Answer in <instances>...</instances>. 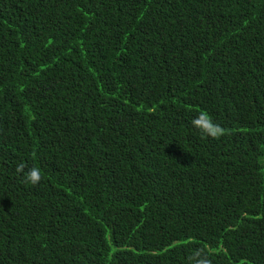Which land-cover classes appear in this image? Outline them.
<instances>
[{"label":"trees","instance_id":"obj_1","mask_svg":"<svg viewBox=\"0 0 264 264\" xmlns=\"http://www.w3.org/2000/svg\"><path fill=\"white\" fill-rule=\"evenodd\" d=\"M202 260L264 264V0H0V264Z\"/></svg>","mask_w":264,"mask_h":264},{"label":"clouds","instance_id":"obj_2","mask_svg":"<svg viewBox=\"0 0 264 264\" xmlns=\"http://www.w3.org/2000/svg\"><path fill=\"white\" fill-rule=\"evenodd\" d=\"M191 124L194 128L200 131L203 137L212 139H220L227 134V129L223 128L220 124L215 123L211 116L206 111H201L197 117H195ZM25 168L23 163L17 165V172H22ZM41 171L37 167H32L24 172L23 181L26 184L35 186L41 181ZM200 264H208L206 260L200 261Z\"/></svg>","mask_w":264,"mask_h":264}]
</instances>
